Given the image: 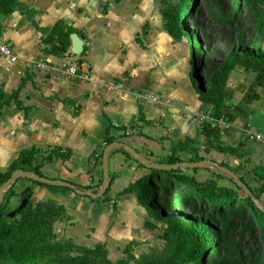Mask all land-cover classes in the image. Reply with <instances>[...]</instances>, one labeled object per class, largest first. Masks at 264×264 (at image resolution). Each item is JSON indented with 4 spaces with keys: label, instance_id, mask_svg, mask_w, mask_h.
I'll return each instance as SVG.
<instances>
[{
    "label": "crops",
    "instance_id": "0c3cea01",
    "mask_svg": "<svg viewBox=\"0 0 264 264\" xmlns=\"http://www.w3.org/2000/svg\"><path fill=\"white\" fill-rule=\"evenodd\" d=\"M160 1L18 0L21 9L0 16V44L16 57L10 63L0 54V97L17 93L28 108L25 115L11 101L0 109V171L24 149L39 150L38 164L55 148L69 156L42 163L41 179L97 193L104 169L108 178L105 193L91 198L17 176L3 191L10 192L6 209L15 213L26 194L32 203L52 200L67 216L53 226L59 239L85 248L103 244L116 260L126 246L148 240L151 231L135 193L125 190L149 173L147 165H163L169 157L179 165L203 163L195 172L182 168L198 179L211 177L223 164L247 183L264 212V68L244 58L230 71L223 113L228 107L240 112L217 127L207 148L199 118L218 123L191 82L194 52L188 38L174 40L164 30ZM57 23L81 38L80 53L73 55L71 44L63 52L56 40L47 42ZM199 71L203 77L200 65ZM255 83L252 98L248 89ZM259 133L262 140L251 138ZM109 137L121 146L108 150L104 167L101 160L89 183V158Z\"/></svg>",
    "mask_w": 264,
    "mask_h": 264
},
{
    "label": "trees",
    "instance_id": "16d2710c",
    "mask_svg": "<svg viewBox=\"0 0 264 264\" xmlns=\"http://www.w3.org/2000/svg\"><path fill=\"white\" fill-rule=\"evenodd\" d=\"M160 2L164 30L174 40L188 38L190 32L187 24L194 0H179L176 5L172 4L171 0ZM21 7L18 0H0V16H8ZM219 13V11L211 12L213 16ZM74 33L72 28L57 23L49 31L47 42L56 40L65 52L70 46V36ZM238 41H241V37H238ZM244 58L256 60L264 68V56H257L252 51L237 48L204 78L200 76L199 62L192 59L191 82L199 101L212 107L211 118L215 121L221 117L233 120L240 112L235 107H228L229 111L224 113L223 110L228 100L225 93L228 74ZM23 84L24 81L20 86ZM254 86L256 83L250 85L248 89V94L252 98L256 97L253 93ZM11 101L26 115L28 108L18 102L17 93L8 98L0 97V109ZM201 124L208 148L211 146V136L218 128L216 124L209 121ZM104 142L105 147L99 149L101 160L104 149L113 143V139L109 137ZM38 152L39 150L34 147L22 150L6 171H0V187L17 170L42 177L39 170L42 163L50 161L55 156H59L62 160L69 156L68 151L61 153L54 148L42 157L40 163L34 164ZM163 165L177 167L164 170L150 168V177L137 180L125 190V192H134L139 205L145 209L148 216L145 222L146 228L155 230L156 222L164 225L160 237L164 243L161 253L145 254L136 258L126 247L123 251L124 257L111 261L103 244L85 248L75 244L71 239L57 237L53 226L67 216L63 207L52 200L32 203L29 200V194H26L22 198L26 201L25 205L10 219L6 209L9 192L0 202V264H198L202 248L211 245L213 240H220L224 231L215 232L207 224L196 221L190 215L174 212L168 202L163 201L169 195L176 196L177 200L194 199L199 207L208 209L210 215L216 216L221 224L227 219L229 211L248 215L247 220L250 224L244 229L256 227L261 236V244L264 246L263 208L255 202L250 194L249 186L241 177H237L236 180L217 171L209 178L198 179L194 175L185 174L181 168L182 165H179L178 160L173 157L167 158ZM216 166L218 170L219 167H224L223 164ZM192 171L195 172L196 168ZM224 181L227 182L226 185L222 183ZM38 184L44 186L41 183ZM173 187L188 189L189 192L176 193ZM87 189V187L73 185L71 190L81 195V192ZM149 194L152 195L149 196Z\"/></svg>",
    "mask_w": 264,
    "mask_h": 264
},
{
    "label": "rangeland",
    "instance_id": "374dc122",
    "mask_svg": "<svg viewBox=\"0 0 264 264\" xmlns=\"http://www.w3.org/2000/svg\"><path fill=\"white\" fill-rule=\"evenodd\" d=\"M178 2L171 0L175 5ZM215 11L220 13L213 16L211 12ZM187 27L190 32L188 46L191 53L194 52L204 78L237 48L264 56V0H194ZM238 37H241L240 42ZM222 183L227 184L226 181ZM173 190L181 194L189 192L178 187H173ZM163 201L168 202L174 212L190 215L215 232L224 231L220 240H213L211 245L202 248L198 264L264 263V246L258 229H244L250 224L248 215L229 211L227 219L221 224L216 216L210 215L208 209L199 207L194 199L177 200L176 196L169 195ZM8 215L10 219L14 217V213ZM163 229L164 225L156 222V229L150 231L148 240L126 247L136 258L150 253L159 254L164 247L160 238ZM123 251L119 258L125 256ZM109 259L116 260L110 256Z\"/></svg>",
    "mask_w": 264,
    "mask_h": 264
},
{
    "label": "water",
    "instance_id": "95a60500",
    "mask_svg": "<svg viewBox=\"0 0 264 264\" xmlns=\"http://www.w3.org/2000/svg\"><path fill=\"white\" fill-rule=\"evenodd\" d=\"M193 29L195 30V28L193 27ZM70 44H71V48H70V52L73 55H77L78 53H80L81 48V38L78 37L77 35H71L70 37ZM192 58L195 59L194 57V53L192 54ZM115 146H121V144L118 143H112L111 145H109L108 147H106L104 149V153H103V158H102V166L104 167L105 164V159H106V154L108 152V150L112 147ZM140 161L143 162V160L140 159ZM203 165V163H190V164H186V165H182L181 168L186 169V168H196ZM149 168H158V169H167L169 167L171 168H176V165L173 166H167V165H162V164H158V165H147ZM219 171L225 175H228L229 177H232L234 179L237 180V176L235 175V173L229 169H226L224 167H219ZM17 176H26L28 178H30L32 181L36 182V183H41L43 185H49V186H57V187H64V188H68V189H72L73 185H71L70 183H66L63 181H58V180H51V179H41V177H37L35 175H33L30 172H24V171H20L17 170L15 172L12 173L11 177L0 187V202L3 200V191L10 186L13 183V180L15 177ZM151 174H147L145 177H150ZM107 183H108V178H107V174L106 171L104 169V179H103V184H102V188L100 191H98L97 193H93L90 190H86L84 192H81V195L83 196H89L91 198H99L100 196H102L107 188ZM245 192L248 193V191L245 189ZM26 201L23 200L21 203V206L18 208V210H20L24 205H25Z\"/></svg>",
    "mask_w": 264,
    "mask_h": 264
},
{
    "label": "built area",
    "instance_id": "2783aa9c",
    "mask_svg": "<svg viewBox=\"0 0 264 264\" xmlns=\"http://www.w3.org/2000/svg\"><path fill=\"white\" fill-rule=\"evenodd\" d=\"M0 54L4 57H6L7 59H9L10 63H15L16 62V57L14 56V54L12 53L11 49L5 45V44H0ZM70 73H73V70H69ZM143 98H149L151 99L153 102L156 101V97L150 95L149 93H142L141 95ZM199 122H204L203 117L199 118ZM216 122L218 123L217 127H223L225 126L229 121L227 118L221 117L218 120H216ZM252 139L255 140H262L263 139V135L262 134H253L251 136ZM101 162V157L99 156V150H95L90 158H89V162L87 165V177H88V181L89 183L93 182V175H94V171H95V167L98 166Z\"/></svg>",
    "mask_w": 264,
    "mask_h": 264
}]
</instances>
